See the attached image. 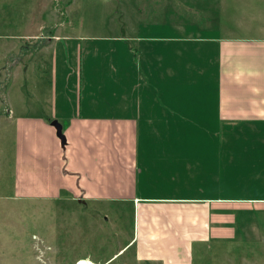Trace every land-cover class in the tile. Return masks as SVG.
I'll list each match as a JSON object with an SVG mask.
<instances>
[{"label":"crops","instance_id":"1","mask_svg":"<svg viewBox=\"0 0 264 264\" xmlns=\"http://www.w3.org/2000/svg\"><path fill=\"white\" fill-rule=\"evenodd\" d=\"M193 1L190 25L171 17L111 38L116 47L108 67L92 70L124 83L114 113L84 114L79 103L63 111V92L61 99L56 94L63 52L59 61L52 53L56 34L38 68L13 65L17 90L29 74L39 87L31 97L19 93L0 120L12 123L16 176L28 167L40 182L25 198L53 196L52 170L60 159L52 158L57 139L49 123H60L66 139L60 165L72 180L63 188L70 186L79 203H130L136 226L124 247L135 240V259L194 264L193 252L212 251L214 242L220 253L247 251L238 264H264V257L253 259L264 253V22L257 21V9L243 12L247 17L239 14L236 26H251L256 35L218 34V0ZM39 12L19 35L5 33L0 18V90L8 69L4 43L43 46V31L60 26Z\"/></svg>","mask_w":264,"mask_h":264},{"label":"rangeland","instance_id":"2","mask_svg":"<svg viewBox=\"0 0 264 264\" xmlns=\"http://www.w3.org/2000/svg\"><path fill=\"white\" fill-rule=\"evenodd\" d=\"M193 2L0 0V18L4 19L5 33L19 35L24 29V24L32 18L35 9L36 18L40 17L39 11L44 9L42 20L60 25L57 28L60 33L55 27H48L43 31L44 36H47L42 39L43 46L32 41L24 43L12 40L4 43L5 65L8 69L7 79L5 74V82L0 90V113L8 107H16L19 93L31 97L34 89L39 87L35 81L33 84L30 82L32 76L29 74V81L22 84V91L17 90L15 82L20 80L12 78L13 65L28 67L30 71L38 68L39 59H45L44 54L47 57L48 42L56 34L60 41L57 47H52V53L54 52L59 61L60 50L63 52V74L56 88L58 98H62L63 92V111L69 112L74 104L79 103L84 114L114 113L115 104L120 101V97H124V91L118 88L124 83L110 82V74L106 71L102 74L103 71L94 73L92 70V67H108L111 51L116 47L111 38L127 35L128 30L137 27L145 32L153 29L157 22L171 17L190 25L192 15L195 14H190L188 8ZM218 8L220 12L215 16V23H220V28L215 26L214 30L218 34L256 35L251 26H236L237 16L244 15L243 12L252 13L257 9V21L264 22V0H218ZM227 8L234 12L223 10ZM227 12L230 17L225 16ZM15 21L23 25L15 24ZM194 30L197 34V28ZM92 52L96 56H93ZM8 55L11 57H7ZM61 124L65 126L66 121H61ZM55 138L57 154L53 153L52 158L57 161L60 159V163L57 162L52 170L53 196L25 198L22 196L32 195L40 182L28 167H25L19 177L16 176L17 170L15 171L13 166L12 123L0 120V264H149L135 259V240L124 247L133 237L136 226V213L133 214L130 203H79L77 196L71 197L69 194L70 186L63 188V183L72 180L69 170L61 166L63 149L56 135ZM209 245L212 251L193 252L194 264H238L241 255L248 254L247 251L240 250L220 253L213 249L216 243L211 242ZM263 257L264 253L260 258L253 259Z\"/></svg>","mask_w":264,"mask_h":264},{"label":"water","instance_id":"3","mask_svg":"<svg viewBox=\"0 0 264 264\" xmlns=\"http://www.w3.org/2000/svg\"><path fill=\"white\" fill-rule=\"evenodd\" d=\"M50 125L54 128L55 135L59 140L61 148L63 149L65 144H66V139H65L64 134L62 133V127H61L60 123L57 122L56 120H53L50 122Z\"/></svg>","mask_w":264,"mask_h":264}]
</instances>
